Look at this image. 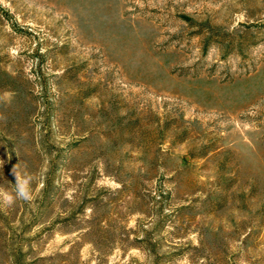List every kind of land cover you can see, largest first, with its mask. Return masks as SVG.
<instances>
[{
    "label": "rangeland",
    "instance_id": "374dc122",
    "mask_svg": "<svg viewBox=\"0 0 264 264\" xmlns=\"http://www.w3.org/2000/svg\"><path fill=\"white\" fill-rule=\"evenodd\" d=\"M0 264H264V0H0Z\"/></svg>",
    "mask_w": 264,
    "mask_h": 264
},
{
    "label": "clouds",
    "instance_id": "9594fccd",
    "mask_svg": "<svg viewBox=\"0 0 264 264\" xmlns=\"http://www.w3.org/2000/svg\"><path fill=\"white\" fill-rule=\"evenodd\" d=\"M13 175L15 177L16 191L15 195L7 194L5 197L6 203L8 206H11L16 199H22L25 201L31 200V188L30 182L31 178L27 175L20 176L17 174L16 170L13 169Z\"/></svg>",
    "mask_w": 264,
    "mask_h": 264
}]
</instances>
